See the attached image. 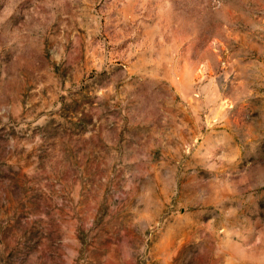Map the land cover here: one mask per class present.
Returning a JSON list of instances; mask_svg holds the SVG:
<instances>
[{"label":"rangeland","instance_id":"1","mask_svg":"<svg viewBox=\"0 0 264 264\" xmlns=\"http://www.w3.org/2000/svg\"><path fill=\"white\" fill-rule=\"evenodd\" d=\"M0 264H264V0H0Z\"/></svg>","mask_w":264,"mask_h":264}]
</instances>
